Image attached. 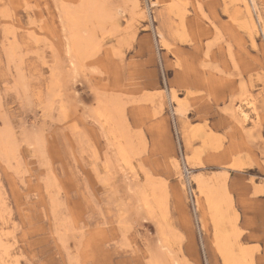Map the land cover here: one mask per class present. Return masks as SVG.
Instances as JSON below:
<instances>
[{
    "label": "rangeland",
    "instance_id": "rangeland-1",
    "mask_svg": "<svg viewBox=\"0 0 264 264\" xmlns=\"http://www.w3.org/2000/svg\"><path fill=\"white\" fill-rule=\"evenodd\" d=\"M254 1L255 26L244 0H0V264H228L196 178L264 264Z\"/></svg>",
    "mask_w": 264,
    "mask_h": 264
},
{
    "label": "bare ground",
    "instance_id": "bare-ground-1",
    "mask_svg": "<svg viewBox=\"0 0 264 264\" xmlns=\"http://www.w3.org/2000/svg\"><path fill=\"white\" fill-rule=\"evenodd\" d=\"M251 2L253 3V6H251V4H250L249 1L244 0V5L243 6H245V9L247 11V15L250 18L253 26H255V22H254L255 19H254V13H253V11L258 12L259 9L257 11V7L258 6L256 7V4H255V1L254 0H251ZM93 3L90 2V1H88L87 3H84L83 7L81 9H79L72 16L73 22H71V25H69V26L73 28V33L75 35H76V32L78 31V29L80 27L84 26L85 21L91 20L89 13H90V11H91L92 8L94 9L93 10V17L96 19L98 25L102 24V22L104 20V15H105V14H103L104 13L103 12V9L100 7L99 4L97 5L96 3H94V4ZM258 18H259V16H258ZM74 38H75V36H74ZM88 38L90 39L91 42L95 39V37L91 34V35H89V37H87L86 40L84 39L83 43H85L88 40ZM250 39H252V38H250ZM173 98L175 100L176 99V96L173 95ZM177 112L180 113V114H183L184 110H183L182 107H180V108H177ZM245 112L243 110H241L240 111V114L245 115L243 117L246 120L247 119V115L245 114ZM122 154H123V152H121V155ZM196 181H197V184H198L199 195H201V196H203L205 198L206 203H207V206H208L209 213L211 215V219H212V221H213V223L215 225V229H216L215 235H216V238L219 240L218 247H219V250L222 253L221 255L224 256V258H225V260H226V262L228 264H242V258H240L239 256L235 255L234 252H233V250H232L233 246H232V243H231L232 240L230 239L231 236H226L222 232V223L225 220V209L222 208L223 207L222 204L226 203V204H229L230 205L232 203L230 197H227L226 198L225 182H223L221 184V186L220 185L219 186H216V185H213L210 182H208V181H206V180H204L202 178H196ZM231 206L232 205L228 206L226 209L231 208Z\"/></svg>",
    "mask_w": 264,
    "mask_h": 264
}]
</instances>
